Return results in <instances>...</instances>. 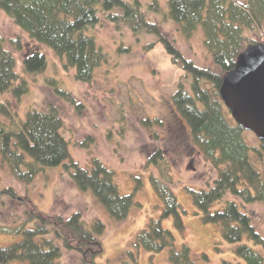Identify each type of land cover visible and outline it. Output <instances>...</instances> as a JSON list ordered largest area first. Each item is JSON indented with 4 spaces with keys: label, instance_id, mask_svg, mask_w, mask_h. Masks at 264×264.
<instances>
[{
    "label": "trees",
    "instance_id": "1",
    "mask_svg": "<svg viewBox=\"0 0 264 264\" xmlns=\"http://www.w3.org/2000/svg\"><path fill=\"white\" fill-rule=\"evenodd\" d=\"M0 10L29 39L61 57L65 68L72 69L81 83H91L96 70L107 61V51L89 32L103 20L122 34L129 30L136 41L147 33L156 34L173 64L184 72L171 96L172 113L188 124L189 142L217 172L204 188L190 189L193 202L203 220L218 224L224 240L236 245L237 257L246 264H264V236L236 200L264 203V172L258 166L264 160V140L256 136L255 142L246 135L247 130L235 121L220 92L239 54L251 44H264V0H0ZM163 12L164 21L180 24L188 38L202 30L209 64L198 65L185 57L165 36L161 25L149 18ZM152 46L154 43L149 48ZM117 49L118 53L128 50ZM15 52L23 53L21 71ZM46 66V55L38 49L28 50L21 35L9 39L0 36V161L17 180L27 184L47 168L64 164L72 182L83 191H91L113 219H126L136 203L135 192L120 193L114 171L99 158H92L91 168L74 160L62 133L65 122L59 106L49 102L44 109L29 107L21 119L12 105L10 97L21 99L30 92L25 74L40 73ZM46 81L58 98L83 107L57 78ZM154 122L164 125L159 118H145L141 123L150 129ZM174 128L181 130L184 123H176ZM144 151L145 168H154L150 183L162 203L161 215L151 218L136 234L129 260L115 264H138L140 248L151 253L169 249V264H199L198 255L187 243L177 249L173 231L163 225L172 218L176 231L184 233L186 229L183 207L172 188V162L162 147ZM142 185V179L136 177L135 190ZM8 200L24 203L25 210L22 219L0 225V231L18 235L17 240L0 248V264L15 260L29 264H102L97 260L105 254L106 224L100 218L89 221L82 211L68 216L43 212L18 196L12 186L0 188V206L7 205ZM222 264L242 263L224 260Z\"/></svg>",
    "mask_w": 264,
    "mask_h": 264
},
{
    "label": "rangeland",
    "instance_id": "2",
    "mask_svg": "<svg viewBox=\"0 0 264 264\" xmlns=\"http://www.w3.org/2000/svg\"><path fill=\"white\" fill-rule=\"evenodd\" d=\"M239 1L244 3L247 0ZM150 16V19L161 25L165 36L174 42L185 57L194 60L198 65L211 62L201 29L188 38L180 24L171 19L170 22L164 21V12L159 16L154 13ZM89 32L95 35L98 44L107 51L108 56L107 61L96 70L94 80L91 83H81L75 79L72 69L65 68L61 57L52 49L29 39L0 10V36L9 39L21 35L28 50L38 49L47 58V66L42 72L25 74L31 84L29 94L21 99L10 97L12 105L18 110V116L24 119L27 110L32 106L44 109L49 102L57 104L65 122L62 133L69 141L74 160L83 167L91 168L92 158H99L114 171V181L120 193L135 192L136 203L129 216L124 220L113 219L91 191H83L72 182L64 164L47 168L32 183L27 184L17 180L9 167L0 161V188L14 187L18 196L25 198L28 203L30 201V204L43 212L68 216L82 211L89 221L100 218L106 224V233L103 236L105 254L97 261L102 264H115L121 260H129L128 251L135 250L136 234L147 227L151 218H159L161 215L162 203L150 183V173L154 168H145L144 150L153 151L162 147L172 162V188L184 210V233L175 230L172 218L163 221L164 227L173 231L177 249L187 243L198 255L196 260L198 259L199 264H222L224 260L246 264L234 253L236 245L224 240L220 226L203 220V214L192 199L190 189L204 188L206 182L216 178L217 172L189 142L188 124L177 113H172L171 96L178 83L184 79L183 70L173 64L165 45L158 41L156 34L147 33L144 37L139 36L140 40L136 41L129 30L124 29L122 34L106 20ZM151 43L154 46L149 48ZM119 47L128 50L118 53ZM15 54L18 69L21 71L23 53ZM53 77L72 91L77 100L83 103V107L76 108L58 98L46 81ZM145 118L153 121L159 118L164 125L154 122L152 128L147 129L141 123ZM176 123H184V128L175 131ZM246 135L257 141L256 135L250 130L246 131ZM85 139V144L80 146ZM258 166L264 172V160ZM136 177H140L143 183L137 191ZM236 200L241 210L250 214L254 225L264 236V203L247 204L238 198ZM223 204L224 201L218 203L220 207ZM24 207V203L12 200H8L7 205L0 206V225L13 224L15 219H22ZM17 239V234L0 231V248ZM137 262L169 264V249L151 253L140 248ZM8 264L29 262L15 260Z\"/></svg>",
    "mask_w": 264,
    "mask_h": 264
},
{
    "label": "water",
    "instance_id": "3",
    "mask_svg": "<svg viewBox=\"0 0 264 264\" xmlns=\"http://www.w3.org/2000/svg\"><path fill=\"white\" fill-rule=\"evenodd\" d=\"M221 96L235 121L264 140V44L249 45L224 77Z\"/></svg>",
    "mask_w": 264,
    "mask_h": 264
}]
</instances>
